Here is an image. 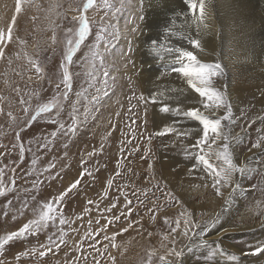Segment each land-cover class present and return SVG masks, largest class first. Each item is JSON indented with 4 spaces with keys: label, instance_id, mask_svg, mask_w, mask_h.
<instances>
[{
    "label": "rangeland",
    "instance_id": "rangeland-1",
    "mask_svg": "<svg viewBox=\"0 0 264 264\" xmlns=\"http://www.w3.org/2000/svg\"><path fill=\"white\" fill-rule=\"evenodd\" d=\"M53 2L54 0H31L30 4L23 3L21 12L17 14L16 0H0V12L5 3V14L8 16L5 21L0 15V29L6 30L12 22V17L16 16L13 42L5 49V59L0 61V97H3L0 99V108L3 109V113H0V145H3L0 147V153H3L0 155V168H5L4 182L7 186H10L13 175L16 179L14 190L7 192L5 196H0V236L19 229L33 218L34 210L40 204L54 199L75 181L81 172L91 174H86L78 189L65 199L63 207L65 217L74 221L70 227L67 224L63 226L68 232L66 245H61L58 251L53 249L55 255L49 253L46 257H39V251L44 250L40 245L47 243L48 235L55 232L53 239L59 242V233L50 226L38 237L11 242L0 254V259L4 260L5 264H84L82 253L77 249V245L83 239V256L88 257V264H94L92 255H96L101 264H110L108 256H116L117 252L115 254L116 249L111 248L109 241L103 239L105 233L100 232V235L96 236L97 247L101 252L104 245H108L109 248L108 253L101 258L89 247L91 241L85 236V232L90 227L95 232L106 225V218L119 215L116 209H113L112 213L104 211L111 202L118 198V208H122L125 196L132 200L131 220L135 221L143 217L142 221H146L141 223L142 227L134 225L132 230L145 237L148 231L155 230L153 226L157 222V219L153 222L148 215H145L147 208L153 207L150 200L160 197L157 201L160 207L152 214L165 215L171 212L176 216L179 215L178 203L169 202L162 194L163 191H170L163 180V172H166V169L162 168V163L176 160L180 162V166L188 168L191 162L184 158L183 146L193 143L194 140L177 139L174 135L153 136L149 143V135L161 130L174 118L159 113L155 105L140 104L137 99L129 98L134 94L138 97L141 93L147 96L161 85L179 86L173 82L178 77L176 74L160 80L156 79L163 68L170 65L167 61H159L151 54L149 39L161 35L165 26H171L176 33L171 38V42L189 47L186 41L180 39V35H193L195 28L190 26L191 21L187 17L183 0H162L152 6L148 4V0L143 1V5L140 0H109L110 7L106 9H90L87 15L94 19L91 24L92 32L73 58V65L70 67L73 87L68 100L62 99L63 111L56 117L58 123H52L47 118L53 115L50 113L44 118H38L21 132L25 148L31 149L25 152L21 163L18 147L13 148L16 144L15 134L20 131V125L34 114L37 105L46 103L58 91L55 83L61 78L59 65L64 60L65 33L68 28L75 30L78 27L77 22H70L71 17L77 15L71 9L82 7L84 0H55L61 7L51 12L49 6ZM241 2L247 5L251 16L250 45L257 57L259 71L262 72L257 78L264 84V47H262L264 0H241ZM117 8H119L118 12H116ZM180 13L185 15L179 16ZM141 16L144 17L143 20L140 19ZM172 20H175L174 26L171 24ZM101 27H106L108 31L103 39L97 42L95 37ZM144 27L147 30L142 33L141 29ZM133 28H137L138 31L132 32ZM53 34L56 37L55 44L52 42ZM93 43H99V52L105 58V62L103 66L97 62V69L94 75H91L93 70L85 62L84 57L89 55ZM129 46L133 48L130 57L127 55ZM122 53L125 55L122 56ZM8 58L13 61L11 65L7 63ZM129 58L133 61L137 60L138 63L127 64ZM30 59L38 60L42 64L44 68L42 74L38 75L35 72L29 62ZM105 71L109 73L107 77L103 75ZM49 78L52 80L51 85ZM228 78L226 71L223 79L217 78V84L222 88L226 87L231 98L233 120L230 122V127L234 134H240L243 141L239 146L233 147L239 161L247 162L248 171L242 176H236L238 187L234 185L233 189L225 188L223 191L228 192L227 202L233 208L234 220H239V210L242 208L248 215L249 225L252 227L258 225L251 230L253 231L251 234L234 237L229 241L239 251L248 252L253 250L257 243L264 242V224H260L264 223V215L260 214L264 212V149H254L251 152L247 150L258 138L257 129L264 128V124L258 119L255 124L248 127L253 119L264 116V103L260 100L261 93L258 90L244 91L238 86L228 85L226 82ZM178 82L182 84L180 79ZM17 87L21 90L20 95L14 91ZM97 89L100 91L97 92ZM62 90L61 88L60 91ZM94 95L98 97L97 100L91 99ZM21 97L30 101L29 115H25L22 111L26 105L19 103ZM132 105L137 107L133 108ZM145 109H147L146 114ZM8 112L16 117L14 123ZM73 117L76 120L75 125L72 123ZM59 124L65 125V131L63 133L58 131L57 138L48 148L38 150V145L44 143L43 138L50 137L51 131L58 130ZM113 125H115L114 130H112ZM73 126L76 128L75 131H67ZM181 127H195V125L185 121ZM136 148L139 150H135ZM146 150L149 154L146 158H142ZM129 152L132 154L128 155ZM89 153L93 155L89 156ZM32 160L37 161L36 165H32ZM118 161L121 163L119 176L116 175ZM49 164H54L55 167L45 172ZM149 164L152 165L151 172L148 169ZM13 168L15 173L11 171ZM129 168L131 172L128 171ZM109 179H113L110 189L106 186ZM34 182L35 187H33ZM105 192H107L106 197ZM203 198L193 197L192 201L203 202L206 200ZM88 200L95 201V204H87ZM141 201L144 204H141ZM96 205H99V209ZM86 207L91 211L85 213ZM77 216H82V219H76ZM203 216L201 214L198 217ZM199 218L196 223L203 224L205 221H198ZM97 219L99 224L96 223ZM90 220L91 225L88 223ZM125 225V219L121 217L120 221H113L112 224L107 225V234L110 236ZM136 228H139V232L135 231ZM193 229L191 234L189 233L192 239L183 236L179 239L187 242L193 240L195 236H192V232L197 235L200 232L199 229ZM76 238L79 241L77 244L74 242ZM31 248H36L35 254L30 253L27 257L21 256L19 260L16 259L17 254ZM243 256L239 264H264V253ZM212 257V252L204 255L207 264L214 262ZM195 258L200 260L198 256ZM154 264H159V261Z\"/></svg>",
    "mask_w": 264,
    "mask_h": 264
},
{
    "label": "snow or ice",
    "instance_id": "snow-or-ice-1",
    "mask_svg": "<svg viewBox=\"0 0 264 264\" xmlns=\"http://www.w3.org/2000/svg\"><path fill=\"white\" fill-rule=\"evenodd\" d=\"M23 3H31V0H16L15 3V12L19 14L22 10ZM141 5H143V0H140ZM183 3L186 5L187 17L190 18L191 25L194 26L195 32L193 35L181 34L180 39L186 41L189 47H184L182 44H173L171 38L176 35L173 31V27L165 26L161 35L149 39V50L151 54L157 58L159 61H167L169 67L163 68V70L156 77L157 80H160L164 77L171 76L176 74L178 78L183 82L185 86L161 85L157 90L150 92L147 96L144 93L135 96V94L129 99H137L140 104H151L158 107V111L164 115H170L174 119L171 123L165 124L161 130L155 131L148 137V142L151 143L152 137H164L174 135L177 139H192L193 143L183 146V155L184 158L189 160L190 166L188 167V175L192 176L195 172H203L206 175H200L196 177L200 181H205L206 178H210L209 183L195 184L194 188H209L211 187L214 190V195L217 197H224V189H233V186L238 187L236 180L237 175H244L247 171V162L239 161L238 157L235 155V146H239L243 141L240 134H234L232 128L230 127V122L233 120V105L231 98L227 92L226 87L222 88L217 84V78L223 79L226 75L227 65L222 64L219 60L215 62H207L202 58V54L206 52V47L203 43V37L209 32L214 30V25L211 23L213 18V0H183ZM61 7L58 2L50 4L49 11L54 12L57 8ZM109 0H84L82 7H77L71 9L75 11L77 15L71 17L70 22H77L78 27L74 30L73 28H68L66 30V43L64 50V60L59 65L60 69V79L55 83V88L58 90L54 93L46 103L38 104L34 114L30 115L29 120L24 121L20 125V131H17L15 134L16 144L13 145V148L18 147L19 149V158L22 163L25 157L26 151H31L30 148L26 149L24 142L21 138V132L31 126L38 118H44L47 114L53 113L51 117H47L51 120L52 123H58L56 117L60 115L63 111V101H67L69 93L73 87V74L70 72V67L73 65V58L81 50L82 44L88 39L92 32L91 24L94 22L93 18H90L87 13L90 9H101L108 8ZM119 11V8L116 9V12ZM115 15V12L113 13ZM179 16H184L185 13L178 14ZM141 20L144 19L143 16L140 17ZM16 22V16L12 17V22L7 26V29H0V61L5 59V49L13 42V26ZM103 22V18H101ZM171 24L175 25V20L171 21ZM108 29L106 27H101L96 34L95 40L97 42L103 39V36L107 33ZM138 31L137 28H133L132 32ZM52 42L55 44L56 37L55 34L52 36ZM262 47H264V42H262ZM133 52L131 46L127 49V55L130 57ZM124 56L125 54H121ZM86 63L89 64V67L93 70L91 75H94L97 69V62L100 66H103L105 58L99 52V43H93L89 49V55L84 57ZM30 64L34 68L35 72L39 75L44 72L42 64L38 60L30 59ZM7 63L11 65L13 63L11 58L7 59ZM127 64H134V61L129 58ZM125 64V67H127ZM20 73H17L19 75ZM104 77H107L109 73L105 71L103 73ZM31 79V77H29ZM41 79L43 76L41 75ZM52 80L49 78V84L51 85ZM106 83V80H105ZM61 88L63 89L62 91ZM194 93L195 96L189 97L188 92ZM17 95H20V88L17 87L14 89ZM100 89H97L99 92ZM264 95V93H262ZM3 99V97H0ZM92 100H97V96H93ZM195 100V104L191 107L185 106V101L189 104ZM19 103L21 105H26L23 107L22 111L25 115H29L30 111V101H26L23 97L20 98ZM132 107H137V105H132ZM131 111V108L129 109ZM86 112V109H85ZM147 109H145V114ZM0 113H3V109L0 108ZM119 115V113H117ZM8 116L12 118V122L16 121V117L12 115L11 112H8ZM259 120L264 124V116H258L256 119H253L248 127H251V124H255L256 120ZM185 121L191 122L195 127H181ZM73 125H75L76 120L73 117ZM135 123V121H133ZM146 124L147 121L145 120ZM115 129V125L112 126V130ZM76 128L69 127L67 131H75ZM58 131L63 133L65 131V125L59 124L58 130H53L49 136H45L44 143L38 145V150L45 149L50 146V144L57 138ZM259 133L258 138L255 142L251 143L250 148L247 150L251 152L254 149H264V128L257 129ZM111 132H109V135ZM130 143V141H129ZM3 147V145H0ZM135 150H139L136 148ZM123 154V149L121 150ZM132 153L129 152L128 155ZM148 150L145 151L144 157L148 156ZM3 155V153H0ZM89 156L93 153H89ZM32 165H36L37 161L32 160ZM7 167V166H5ZM54 164H49L45 169V172L50 171L54 168ZM116 175H120L121 163L118 161ZM148 169L151 172L152 165H148ZM15 173V169H11ZM131 172V169H128ZM43 174V173H42ZM91 173L81 172L78 178L71 182L69 186L60 192L54 199L49 200L48 202L42 203L34 210L33 218L29 219L24 223L19 229L11 231L5 235L0 236V254L3 253L6 246H8L13 241H26L29 237L39 236L42 232H45L50 226L56 229V232L59 233L57 243L56 239H53L55 232L52 235L47 236V243L41 244L40 247L43 248V251H39V257H46L49 253L53 252V249L57 251L60 249L61 245H66L68 232L65 231L64 225H71L74 221H71L65 217L63 212V207L65 206V199L69 197L74 190L78 189V186L81 184L84 176ZM5 168H0V196H5L7 192L14 190L16 186L15 176L10 180V186H7L4 182ZM154 179V177H153ZM42 183V181H40ZM113 185V179L107 181V188H111ZM36 184L34 182L33 187ZM157 187H159L157 185ZM163 196L169 201H175L176 197L171 191H163ZM231 192L229 193V195ZM146 195V193H145ZM155 195V194H153ZM107 192H105V197ZM160 197H156L155 200H150V203L153 207H148L145 215H148L151 221H156L157 215L152 214L155 209H158L160 206L157 204V201ZM11 203V202H9ZM144 204L143 201L140 202ZM87 204L94 205L95 201L88 200ZM132 200L128 199L125 196V203L122 208H118V198L111 202L104 211L112 213L113 209H116L119 212V215H113L111 218H106V225L101 226L95 232L91 227L85 232V236L90 239L89 247L93 249L94 253H98L102 258L105 253H108V245H104V249L101 252L97 247L96 236L100 235V232H104L103 239L108 240L111 248L116 249L118 245L115 243L117 236L122 235L123 233L129 232L130 229L134 228V225H140L142 227L141 221L143 217L132 221L131 216L133 209L130 207ZM99 209V205H96ZM147 207V205H145ZM125 209L127 211H125ZM90 208H85L84 212H90ZM138 212V209H137ZM7 213H5L6 215ZM264 215V212L260 213ZM181 218L176 219L173 222L169 217H163V223L168 226V234L163 237L164 241H167L168 244H176V236L181 235L185 238L191 239L189 233L193 228L199 229V235L203 236L209 230L210 224L208 221L201 223H195L188 217L190 214L181 213ZM121 217H124L126 225L125 227L119 229L117 232L112 235L107 234V225L113 223V221H120ZM76 219H82V216H77ZM58 221V225H57ZM214 222V221H213ZM91 225V220L88 222ZM99 224V219L96 221ZM183 229V231H181ZM135 231L139 232V228H136ZM147 235L151 237L153 235L152 231H148ZM197 233L192 232V236H196ZM171 237V239H170ZM84 240L81 239L80 243L77 245V249L81 251L84 264H88V257L83 256V245ZM207 242L205 240H200L199 245L205 247ZM162 248H167V245L161 244ZM190 247V245L188 246ZM36 248H31L22 253L17 254L16 259L19 260L21 256L27 257L30 253L35 254ZM217 253L223 255V251L220 248H217ZM217 253H213L215 256ZM264 253V242L257 243L253 250L241 253L240 255H259ZM183 255L182 250H177L176 247L167 248L166 254L159 255L158 261L159 264H178L180 258ZM154 253H149V258L147 264H152V258ZM171 258V259H170ZM108 259L111 261V264H116V257L109 255ZM92 260L94 264H101L100 259H97L96 255H92ZM240 256L233 254L229 256V261L231 264H239ZM0 264H5V261L0 259Z\"/></svg>",
    "mask_w": 264,
    "mask_h": 264
},
{
    "label": "bare ground",
    "instance_id": "bare-ground-1",
    "mask_svg": "<svg viewBox=\"0 0 264 264\" xmlns=\"http://www.w3.org/2000/svg\"><path fill=\"white\" fill-rule=\"evenodd\" d=\"M143 1L147 2V0ZM160 1L162 0H148V4L152 6V4L159 3ZM4 4L1 8L0 15L2 16L1 19L5 18L6 21L8 16L5 14L6 8ZM211 23L214 25V30L203 37L206 52L202 54V58L207 62L219 60L222 64H226V71L229 76L226 81L227 84L238 86L244 91L258 90L261 93L260 100L264 103V95H262L264 93V84L262 82L260 83L257 78V75L262 74V72L259 71L260 67L257 64V57L250 45L251 34H249V27L252 20L247 5L242 3L241 0H214ZM146 30L145 27L141 29L142 33ZM134 62L136 64L138 63L137 60H134ZM177 79L179 81L178 77L174 79L175 81H172L179 86H185L181 80L182 84ZM188 95L189 97L195 96L190 90ZM193 104H195V100L191 104L185 101L186 107H191ZM179 163L176 160H172L169 163H162V168L166 169V172H163V180L169 187V190L180 201L177 205L179 215L176 216L171 212L165 215L157 214V222L153 226L155 230L152 231L153 235L151 237L136 234L132 229L127 233L117 236L118 238L115 241L118 245L115 251V254L117 252L115 256L116 264H147L149 253H154L152 258V264H154L158 261L159 255L166 254L167 248L171 247H176L177 250L183 251V255L178 264H207L204 255L208 252L217 253V248L222 249L223 255L217 253L212 257L214 262L210 264H231L229 256L233 254L239 255L240 259L244 257L240 255L244 252L239 251L229 241L234 237L251 234L253 232L251 230L255 229L258 225H254V227L249 225L247 221L248 215L242 208L239 210V220H234L233 208L227 202L228 192H224V197H217L214 195V190L211 187L206 189L194 188L195 184H210V178H206L205 181L197 179L196 177L205 175L202 171L195 172L192 176H189L188 168L180 166ZM197 196L204 197L203 199L206 200L194 203L192 199ZM155 211L157 212V209ZM182 212L186 214L191 213V216L188 218L195 223L197 218H199L198 216H201V214L204 215L198 221H208L211 228H209L205 235L201 236L198 234L193 240L188 242L179 239L181 235H177L176 244H168L167 241L163 240V237L169 231L168 226L163 223V217H169L174 226V221L181 218L180 214ZM215 219L217 222H215ZM145 222L141 221V223ZM165 232L167 233L165 234ZM200 240L207 242L205 247L199 245ZM74 242L77 244L79 241L76 238ZM162 243L167 245V248H162ZM189 245L190 247H188ZM196 256L200 257V260H195Z\"/></svg>",
    "mask_w": 264,
    "mask_h": 264
}]
</instances>
